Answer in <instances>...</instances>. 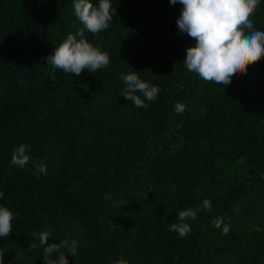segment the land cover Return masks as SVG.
Wrapping results in <instances>:
<instances>
[{
	"label": "trees",
	"instance_id": "obj_1",
	"mask_svg": "<svg viewBox=\"0 0 264 264\" xmlns=\"http://www.w3.org/2000/svg\"><path fill=\"white\" fill-rule=\"evenodd\" d=\"M75 2L0 0L4 264H44L32 233L46 230L48 244L77 240L68 264H264V57L229 85L206 82L183 62L196 42L176 24L181 4L110 0L112 21L93 36ZM251 19L264 31V0ZM80 30L109 66L53 70L45 58ZM132 71L160 89L147 107L120 96ZM178 102L189 110L176 114ZM20 144L31 146L24 168L10 166ZM198 207L188 235L169 231ZM221 215L227 234L213 224Z\"/></svg>",
	"mask_w": 264,
	"mask_h": 264
},
{
	"label": "clouds",
	"instance_id": "obj_2",
	"mask_svg": "<svg viewBox=\"0 0 264 264\" xmlns=\"http://www.w3.org/2000/svg\"><path fill=\"white\" fill-rule=\"evenodd\" d=\"M171 4L179 3L183 7L176 21L178 29L195 40V45L186 49L184 64L189 72H194L206 82L229 85L233 78L246 71L248 65L258 62L264 57V31L254 27L252 15L260 4V0H169ZM75 15L83 23L84 28L98 36L105 31L112 21V5L110 0H99L96 6L90 0H76L74 3ZM115 11V10H114ZM80 37V39H77ZM45 63L52 65L53 70L61 69L65 73L79 76L87 69L93 73L106 68L110 64L109 54L102 52L99 47L84 39L83 30L75 35L68 34L51 55L45 58ZM149 70V69H147ZM126 87L120 94L131 101L135 107H147L145 101L157 99L160 91L158 86L151 85L139 78L138 72L121 75ZM142 93L144 99L136 93ZM189 109L178 102L174 106L176 114H182ZM31 146L20 144L14 149L10 166L24 168L30 161L26 150ZM47 175V167L41 162L36 167V175ZM3 197V192H0ZM203 208L211 209V201L204 200ZM199 207L186 208L179 212V223H170L169 231H175L180 237L191 232L188 220H195ZM13 212L7 207L0 206V237H8L12 232ZM216 228H221L227 234L230 223H224L221 215L213 219ZM32 235L43 245L44 264H68L65 249L73 258L77 255L79 244L73 239L61 240L59 243L48 244L51 230L33 232ZM32 249L37 247L33 243ZM58 254L53 259V254ZM5 252L0 250V264H4ZM116 264H128L121 258Z\"/></svg>",
	"mask_w": 264,
	"mask_h": 264
}]
</instances>
